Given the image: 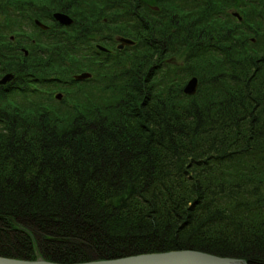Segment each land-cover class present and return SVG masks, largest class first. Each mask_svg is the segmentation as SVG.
I'll return each mask as SVG.
<instances>
[{"label": "trees", "instance_id": "1", "mask_svg": "<svg viewBox=\"0 0 264 264\" xmlns=\"http://www.w3.org/2000/svg\"><path fill=\"white\" fill-rule=\"evenodd\" d=\"M8 72L1 255L264 264V0H0Z\"/></svg>", "mask_w": 264, "mask_h": 264}, {"label": "water", "instance_id": "2", "mask_svg": "<svg viewBox=\"0 0 264 264\" xmlns=\"http://www.w3.org/2000/svg\"><path fill=\"white\" fill-rule=\"evenodd\" d=\"M55 17L57 20L60 21L62 24H71L73 23V19L62 12L55 13ZM39 24H41L43 27H46V25H43L40 21H37ZM120 44L119 48H123L125 45H131L134 44V40H132L129 37L120 36L119 38ZM101 49L105 50L103 46H100ZM14 73H7L0 79V84H6L7 82L11 81L14 78ZM91 76L90 73L84 72L82 74L77 75L76 77L78 79L87 78ZM198 83L199 80L196 76L192 77L186 84L184 91L189 95L196 94L198 90ZM190 253L193 255H199L204 256L207 258L216 259L220 264H247L244 260H239L233 257H226V256H218L206 252H201L197 250H171V251H161V252H152V253H143V254H137V255H128L124 257H118L113 259H102V260H94V261H88V262H82V263H67V264H181L184 259L178 258L175 256V253ZM175 256V257H174ZM173 257V258H172ZM0 264H64V263H58L53 262L50 260H46L42 257H39L37 260H7L2 257H0ZM191 264V263H187Z\"/></svg>", "mask_w": 264, "mask_h": 264}, {"label": "bare ground", "instance_id": "3", "mask_svg": "<svg viewBox=\"0 0 264 264\" xmlns=\"http://www.w3.org/2000/svg\"><path fill=\"white\" fill-rule=\"evenodd\" d=\"M172 250H197V251H201V252H206V253H210V254H214V255H218L223 257V255H219V254H215V253H211L202 249H197V248H181V249H172ZM167 251H171V250H167ZM143 253H152V252H141V253H136V254H131V255H137V254H143ZM175 256H177L178 258L184 259V261L181 264H187V263H191V264H220L216 259H212V258H207L204 256H199V255H193L190 253H175ZM128 256V255H125ZM174 256V257H175ZM0 257L7 259V260H14V259H18V260H22L23 258H18L17 256H9V255H1ZM39 257L44 258L42 255H40L37 252V257L35 259H25V260H37ZM118 257H124V256H118ZM118 257H113V258H118ZM226 257H233L239 260H244L247 264H249V262L243 258V257H237V256H226ZM113 258H106V259H113ZM173 258V257H172ZM45 259V258H44ZM47 260V259H46ZM94 260H102V259H93V260H85V261H76V262H66L64 264L67 263H82V262H88V261H94ZM53 262H57V261H53ZM58 263H63V262H58Z\"/></svg>", "mask_w": 264, "mask_h": 264}, {"label": "rangeland", "instance_id": "4", "mask_svg": "<svg viewBox=\"0 0 264 264\" xmlns=\"http://www.w3.org/2000/svg\"><path fill=\"white\" fill-rule=\"evenodd\" d=\"M119 42V41H118ZM102 259H106V258H102Z\"/></svg>", "mask_w": 264, "mask_h": 264}]
</instances>
